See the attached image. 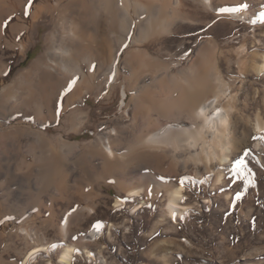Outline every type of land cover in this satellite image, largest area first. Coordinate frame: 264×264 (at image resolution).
I'll return each instance as SVG.
<instances>
[{
	"label": "rangeland",
	"instance_id": "obj_1",
	"mask_svg": "<svg viewBox=\"0 0 264 264\" xmlns=\"http://www.w3.org/2000/svg\"><path fill=\"white\" fill-rule=\"evenodd\" d=\"M149 1L163 6L175 30L163 33L159 44L153 38L140 44L148 55L138 63L141 74L130 87L124 56L110 93L103 82L97 95L83 100L78 95L64 106L57 122L43 124L32 106L16 105L9 114L19 115L20 120L0 123V264H25L38 246L45 249L36 253L34 264H63L59 258L67 246L75 249L69 264H264V0H212L211 9L192 0L190 24L184 14H171V1ZM25 8L19 7V14H4L0 4V72L5 62H11L0 93L8 100L19 91L24 97L31 93L14 81L44 52L53 26L46 18L38 22L27 46L17 54ZM233 9L248 14L247 20L232 18ZM133 18L137 20L136 15ZM135 34L136 30L131 39ZM91 56L95 54L86 58ZM200 62H207L213 79L220 78L228 89V99H218L229 117V160L224 163L218 147L217 159L201 155L206 161L196 163L189 156L193 148L185 144L170 155L139 143L141 134L164 123L191 122L178 115L182 99L166 90L172 85L189 86V68L193 75ZM174 64L172 74L185 70L187 75H178L174 82L160 79L157 85L164 91L152 94V73ZM240 75L244 78L238 79ZM137 84L147 86L148 94L137 98L133 89ZM213 94L208 89L196 106ZM61 109L53 99L52 116ZM79 112L80 124L69 127V116ZM25 129L36 138L45 136L44 144L27 135H8ZM104 134L122 155L101 164L83 152ZM62 140L64 145L59 144ZM73 145L78 148L69 154ZM51 149L58 154L55 164L47 162ZM70 158L74 167L69 174L66 161ZM27 161L30 166L25 168ZM179 184L184 186V200L178 205L187 209L171 218L167 204ZM136 189L138 195L128 197V191ZM67 217L68 234L63 237L59 229ZM96 222H104L106 229L89 240ZM55 244L59 249L50 252Z\"/></svg>",
	"mask_w": 264,
	"mask_h": 264
},
{
	"label": "bare ground",
	"instance_id": "obj_2",
	"mask_svg": "<svg viewBox=\"0 0 264 264\" xmlns=\"http://www.w3.org/2000/svg\"><path fill=\"white\" fill-rule=\"evenodd\" d=\"M169 1H171L172 5L171 14H184L186 16L185 21L190 24L189 19H191L192 14H194L192 0ZM200 1L210 9L211 6H213L211 4L212 0ZM0 2V4H2L1 10L4 14H19V7L28 4V2L24 0L23 2L22 0H1ZM27 11L29 14L24 18L25 26L22 29L23 33L21 40L19 44H17V54L21 53L27 46L31 32L38 22L46 18L52 22L53 26L46 36V47L44 52L35 60L29 69L17 76L16 81H14L18 86L28 87L31 93L28 94L27 97H24V92L19 91L18 94L10 98V100L4 97L3 91L0 93L1 124L20 120L19 115L13 117L9 114L16 105V108L20 105L32 106L31 109L34 116L39 119L43 118L44 120L42 123L46 124L48 122H57L60 114L65 110L64 106L68 103L75 102L78 95L82 100L90 95H97L99 86L103 82H106L105 87L107 93H110L119 77V61L124 56L128 64L127 79L128 86L130 87L131 80L141 74L138 63L142 61L144 55H148L147 50L142 47V45L140 46V44L150 38H153L155 44H159L162 41L161 36L163 33H173L175 30L173 25L171 26L170 24L172 22L168 23V19L166 20L163 6L160 4L156 5V2H150L149 0H32ZM133 15H136V21ZM229 15L234 19L244 22L248 17V14L244 11L242 13L241 11H230ZM135 30L136 34L131 39V35ZM99 50H101V54H97ZM86 53H94L95 57L93 58V55L91 56L93 59L90 60V58L88 60L86 58L88 54ZM106 56H108V59ZM207 62H200L197 65V69L194 70L195 73L193 75H191L193 69L191 68L192 66H190L188 71L190 76L188 78L191 83L189 86L185 87L182 85L176 87L172 85L171 89L167 88L166 90V93H171V97L177 94V96L182 99L183 108L179 110L178 115L185 116L186 119H189L191 122L186 123L178 119L164 123L155 131L148 130L147 132L145 131L146 133L143 132L145 134H141L139 143H146L148 147L151 146L163 154L168 153L170 155H175V152H177L176 150L179 149L178 147L181 144H185L193 148V151L189 152V156L193 158L192 160L196 163L217 159L218 154L216 153V148L218 147L223 153L220 161L224 163L229 160L228 150L230 146L227 139L228 133L226 134L229 126L228 110L221 108L219 112H214L220 107L218 99H228V89L224 83L219 80L220 78L217 77L218 79H216V81L215 78L213 79V74H211L212 76L210 75L211 72L209 71ZM10 63L5 62L3 69L1 68L0 85L7 82ZM176 65L160 66L158 70L152 73V84L148 83L150 84L152 94L159 96L164 91L162 87L160 88L157 85L160 79H168L174 82L178 75H181V77H183L184 74L187 75L185 70H179L178 73L175 71L176 74H172L171 71H173ZM160 83L162 82L160 81ZM134 87V94L137 98L147 90V86L138 87L137 84V87ZM208 89H213V98L207 102H201V104L196 106L197 98H199L200 95L204 96ZM30 90L28 92H30ZM146 92L144 94H148ZM122 95L126 96L125 90L122 91ZM53 99H55L59 107L62 108L57 116H52L53 113L51 112L52 110H50ZM81 112L73 113L69 116L67 120V125L69 127H75V125L78 126V124H80ZM10 134H14L17 138L27 135L33 140L37 139V141L40 142L39 144H44L46 141L45 136H40L41 134H39L36 138V134L26 129L24 131L8 133V135ZM108 137L105 134L98 135L99 143L97 145H91L88 150L84 151V156L98 160L101 164H106L109 160L115 159L117 155H122V153H118L119 150L115 148L116 144H113L114 141L110 142ZM64 142L62 140L59 144L64 145ZM68 146L70 147V145ZM197 146L201 148L198 150L196 149ZM204 146H206L207 150L202 149ZM77 148V146L73 145V147L69 149V154H73ZM49 151L50 154L46 157L47 162L49 161L55 164L58 154H55L52 149ZM201 155L205 157L206 160H204L203 157L201 159ZM70 160H68L69 162L66 161V172L69 174L72 173L74 167L73 159L70 158ZM29 166L30 163L28 164L27 161L25 168ZM48 166H50V164H48ZM183 189V184H179V186L174 187L170 193L167 210L171 218H176L177 215L179 216L181 214L180 210L187 209L186 207L178 205V202L184 200L182 194ZM128 192V197H133L138 195L139 190L136 189ZM67 226L68 217L63 221L59 229L63 237H66L68 234ZM26 231L27 230L22 229V232L26 233ZM97 231L96 228L93 229L89 233L88 239L92 240L97 236ZM34 249L32 255L29 253L30 256L27 258L25 264H28V260L33 258V254L39 253L45 248L38 246ZM73 251H75L73 247H65L60 255L59 262L69 264ZM35 262L36 260H32L29 264H34Z\"/></svg>",
	"mask_w": 264,
	"mask_h": 264
},
{
	"label": "built area",
	"instance_id": "obj_3",
	"mask_svg": "<svg viewBox=\"0 0 264 264\" xmlns=\"http://www.w3.org/2000/svg\"><path fill=\"white\" fill-rule=\"evenodd\" d=\"M240 78H244V76L243 75H240V77L238 78V79H240ZM219 109H221V107H218V110H215L214 112H219ZM97 229L98 231H97V236H95L94 238H97V237H99V236H101L102 235V233L104 232V230L106 229V225L104 224V223H102V222H96V223H94L93 225H92V230L93 229ZM59 248V245L57 246V244H55V245H50V247H49V251L50 252H52V251H55V250H57ZM37 258H36V254L34 255V257L33 258H31L30 260H28V264H29V262L30 261H35Z\"/></svg>",
	"mask_w": 264,
	"mask_h": 264
},
{
	"label": "snow or ice",
	"instance_id": "obj_4",
	"mask_svg": "<svg viewBox=\"0 0 264 264\" xmlns=\"http://www.w3.org/2000/svg\"><path fill=\"white\" fill-rule=\"evenodd\" d=\"M31 3H32V0H28V4L26 5V8H25V13H24L25 15H28L29 14L28 11H27V8L30 7ZM235 10L236 9H233V11H235Z\"/></svg>",
	"mask_w": 264,
	"mask_h": 264
}]
</instances>
